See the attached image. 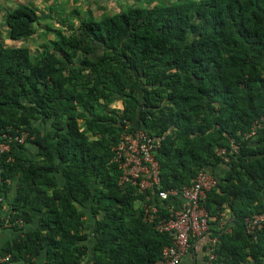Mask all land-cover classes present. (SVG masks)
Segmentation results:
<instances>
[{"label":"trees","instance_id":"1","mask_svg":"<svg viewBox=\"0 0 264 264\" xmlns=\"http://www.w3.org/2000/svg\"><path fill=\"white\" fill-rule=\"evenodd\" d=\"M38 20L32 4L7 8L6 39L32 38ZM72 23L63 24L65 33L48 29L55 38L34 59L0 38V134H28L0 156L1 176L12 182L3 185L4 198L16 190L8 221L21 220L22 231L39 220L3 248L5 258L160 260L171 237L143 219L152 192L120 187L110 163L128 125L159 145V190L189 186L201 170L215 177L203 203L210 238L218 239L210 264H264V225L247 235L244 224L264 213V125L243 138L264 116V0H135ZM116 99L120 112L110 107ZM218 165L226 167L220 178L211 172ZM170 202L157 201L162 217Z\"/></svg>","mask_w":264,"mask_h":264},{"label":"built area","instance_id":"2","mask_svg":"<svg viewBox=\"0 0 264 264\" xmlns=\"http://www.w3.org/2000/svg\"><path fill=\"white\" fill-rule=\"evenodd\" d=\"M264 125V116L256 120L250 131L243 136L244 140L252 139ZM28 138L27 133H22L14 138L5 133L0 134V156L8 154L12 141L23 145ZM159 148L155 139L142 129L130 131L128 125L119 136L118 143L112 147L110 163L120 171L118 185L122 188L134 187L139 191H151L152 197L146 195L143 203V219L154 224L159 233L168 234L171 244L162 250L161 258L156 264H181L191 243L196 238L209 234L211 217L203 206L207 193L216 186L215 177L206 170L198 172L191 185L182 189L159 190L160 179L158 176V161L155 158ZM224 150H216L217 155H224ZM1 161V158H0ZM12 157L8 156L7 162ZM0 163V207L5 204L2 192L4 184L11 185L8 179L1 176ZM180 199L179 207H169L168 216L162 217L157 207L158 202ZM157 199V201H155ZM9 224V221L6 220ZM22 224L23 222L19 220ZM245 233L254 235L264 225V213L245 218ZM218 239L212 237L208 242L207 261L210 264L215 259V248ZM84 263V262H83Z\"/></svg>","mask_w":264,"mask_h":264},{"label":"rangeland","instance_id":"3","mask_svg":"<svg viewBox=\"0 0 264 264\" xmlns=\"http://www.w3.org/2000/svg\"><path fill=\"white\" fill-rule=\"evenodd\" d=\"M24 2L32 4L38 10L39 20L37 25H35L37 31L30 39L14 42L6 39L8 29L4 22V14L7 8H12V6ZM126 3L131 5L135 3V0H0V38L5 39L6 44L10 47L28 48L31 57L34 59L42 51L44 43L52 42L55 38L51 32H47L48 29L62 30L65 33L66 29L63 27V24L67 26L72 21V26H79L81 19L87 15L88 11L94 17L99 18L102 13L112 15L121 11ZM110 107L120 112L122 110L121 100L116 99ZM40 126L42 127V125ZM45 127L47 128V125ZM35 222L28 225V227L33 229L36 225ZM90 223H93V221L91 220L89 225Z\"/></svg>","mask_w":264,"mask_h":264},{"label":"crops","instance_id":"4","mask_svg":"<svg viewBox=\"0 0 264 264\" xmlns=\"http://www.w3.org/2000/svg\"><path fill=\"white\" fill-rule=\"evenodd\" d=\"M26 149H27L26 153H28L30 156L31 155L34 156L37 152V149L34 146H31V144H27ZM211 172H213V174L217 178H220L226 172V167L224 165H218L215 168H213ZM15 191H16L15 185H12L11 190L9 191V193L5 198V204L0 208V264H43L44 259L42 257H40V259L38 260L32 259L30 262H25L23 260L17 262V261H12L11 259L7 260L8 258H5L6 255L3 253V248L8 243H12L13 241L17 240L18 237L22 235L21 233L23 232V230L27 231L31 228L28 227V225H25V228L21 231L22 224L19 221L12 224L11 222H9L8 224L6 221L8 220V214L11 211L9 205L12 203L14 199ZM170 204H171L170 207H179L181 205V201L178 198L176 200L171 201ZM84 219L86 220L87 228H89L90 227L89 222L91 221V219H89L87 214L85 215ZM228 220H229V216L227 215L226 212H224L223 219L220 221L221 224L223 225ZM35 223L36 225L33 228H38L39 220H37ZM214 228L216 227H213V229ZM210 239L211 238L209 233L207 235H204L202 237L193 240L188 251L185 254V257L182 259L181 264H204L207 259V247Z\"/></svg>","mask_w":264,"mask_h":264},{"label":"clouds","instance_id":"5","mask_svg":"<svg viewBox=\"0 0 264 264\" xmlns=\"http://www.w3.org/2000/svg\"><path fill=\"white\" fill-rule=\"evenodd\" d=\"M24 144H25V143H24ZM24 144H23V145H24Z\"/></svg>","mask_w":264,"mask_h":264}]
</instances>
